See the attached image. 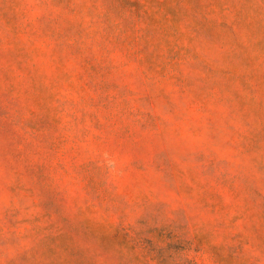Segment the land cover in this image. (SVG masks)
I'll return each mask as SVG.
<instances>
[{"label": "rangeland", "instance_id": "1", "mask_svg": "<svg viewBox=\"0 0 264 264\" xmlns=\"http://www.w3.org/2000/svg\"><path fill=\"white\" fill-rule=\"evenodd\" d=\"M0 264H264V0H0Z\"/></svg>", "mask_w": 264, "mask_h": 264}]
</instances>
